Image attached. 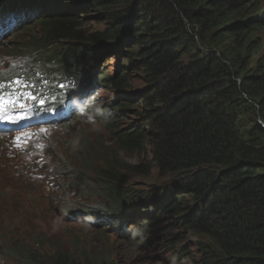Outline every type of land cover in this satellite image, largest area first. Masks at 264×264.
<instances>
[{"label": "trees", "instance_id": "trees-1", "mask_svg": "<svg viewBox=\"0 0 264 264\" xmlns=\"http://www.w3.org/2000/svg\"><path fill=\"white\" fill-rule=\"evenodd\" d=\"M255 1L0 0V9L30 18L11 35L19 37L8 54L26 51L75 82L73 91L100 87L130 94L109 100V106L96 98V107L85 114L77 111L73 118L101 115L96 117L110 135V147L141 161L126 163L115 151L102 160L93 149L90 154L96 155L87 159L86 170L68 179L98 193L99 215L154 206L156 214L144 211L152 221L143 229H156L158 240L167 245L163 250L172 251L173 264L183 259L264 264V52L252 61L262 45L257 34L264 18L256 19L263 11ZM86 8L104 21L103 30L89 32L78 22ZM127 40L132 47L124 50L121 44ZM3 45L0 49L7 50ZM106 53L122 59L114 72L100 74L102 66H97ZM132 74L146 84L141 91L146 94L136 100L143 113L150 112L139 128L122 124L126 110L137 102L130 99L136 94L129 92ZM152 173L168 184L150 195L123 198V188L114 187ZM165 218L171 220L167 226ZM140 233L132 239L136 243ZM182 241L186 249L175 250ZM191 249L202 258H194ZM2 252L12 259L6 247ZM23 254L31 260L26 264H115L100 252L84 258L63 249L50 256Z\"/></svg>", "mask_w": 264, "mask_h": 264}, {"label": "rangeland", "instance_id": "rangeland-1", "mask_svg": "<svg viewBox=\"0 0 264 264\" xmlns=\"http://www.w3.org/2000/svg\"><path fill=\"white\" fill-rule=\"evenodd\" d=\"M260 9L261 16H256V19L264 18V0L255 1ZM67 11H70L68 8ZM86 13H79L81 19L79 23L84 24V28L89 32L101 31L105 28L104 21H99L94 13L89 12L86 8ZM261 40L259 52L253 57L254 62L260 54L264 52V22L262 29L257 34ZM19 36L9 39L7 36L3 42H0V47L3 45L8 48L0 49V71L5 72L2 63L5 65L16 66L19 61L23 60L20 55H11L10 44H16L15 40ZM9 41V43H8ZM8 43V44H6ZM10 45V46H9ZM124 50L131 49L132 45L129 40L121 44ZM105 49V47L103 48ZM102 49V50H103ZM23 52L22 57H26ZM106 56L108 60L106 59ZM122 58L119 55L106 53L101 58L99 66L101 72L109 69L112 73L116 69V64ZM7 84L14 89L21 91V84H13L10 81ZM129 92H136L135 96L130 99H138L145 94L141 91L146 89V84L142 81V77L132 74ZM97 93L88 96L86 100L87 106L96 107L95 99H99L103 105H110L109 100L112 98L124 99L130 94H113L107 89H97ZM22 92V91H21ZM129 99V98H128ZM134 103V107L127 109L124 113L125 118L122 124L130 125L137 128L142 127V119L148 118V113H143L142 105ZM76 113V109L71 115ZM24 117V116H22ZM73 118V117H72ZM66 123L61 127H51L41 131V138L46 139L35 147L38 151L32 157L37 160L40 165L48 167L49 185L44 184L39 190L31 192L29 188L21 184L23 172L21 168H13V163L21 160L13 158V150L7 147L6 150L0 147V264H26L27 255L35 252L39 255L50 256L55 250H64L74 256L92 255L100 252L103 257L113 260L115 264H173L171 263L169 249L166 243L158 240L156 229H143L140 224L131 226L132 236L135 237L139 231V239L137 245H130L129 239L125 240L124 235H120V228L115 230L112 225L105 222H99L103 219L109 220L106 215L98 209L102 203L99 199L89 195L88 191L83 189L80 183L78 186L67 183V188H63L66 176H72L79 170L85 171L87 159L90 156L91 150L98 151L99 156H110L113 148L110 147V135L107 133L103 124L99 121L89 118ZM142 125V126H141ZM4 141L0 143V146ZM116 157L120 160L136 164L141 161V156L122 154L120 151H115ZM106 159V158H104ZM81 161V163H79ZM96 160L91 163L94 164ZM98 163L97 166H101ZM95 169V167H94ZM165 180H159L156 173H152L150 177H130L127 178V184L114 186L123 188L121 194L123 198L135 196L150 195L153 191H159L166 186ZM101 186V183H100ZM70 208L68 213H63L61 207ZM147 210V209H140ZM151 210H154L151 207ZM64 214V215H63ZM147 216V215H145ZM85 217H88L85 218ZM148 217V216H147ZM95 221L94 225H90V221ZM171 220L164 219L167 226ZM167 234H181L179 232L167 231ZM191 240V239H190ZM137 241L136 239L134 240ZM195 240H191L194 242ZM186 242L182 241L180 246L174 247L175 250L182 252L186 249ZM6 247L10 258L7 259L3 254L2 249ZM14 247V248H13ZM194 248V247H193ZM192 250V251H191ZM192 256L196 259H201L200 251L191 249ZM179 264H190V261L183 259Z\"/></svg>", "mask_w": 264, "mask_h": 264}, {"label": "clouds", "instance_id": "clouds-1", "mask_svg": "<svg viewBox=\"0 0 264 264\" xmlns=\"http://www.w3.org/2000/svg\"><path fill=\"white\" fill-rule=\"evenodd\" d=\"M27 54L28 53L24 55H27ZM73 85H75V82L73 83ZM72 87L70 88L72 94L74 95L77 94L79 98H84V97L87 98L88 96H91V94L97 93L96 91L97 89H101L100 87H94L92 91H86V89L81 90V88H78V91L77 90L73 91ZM43 106L44 105L32 103L34 117L36 118V124L33 126H30L33 124V122H30L29 124L19 123L21 122V120L25 119V117H22L23 114L22 112H20V109L18 108L9 112V115L12 117V122L0 120V127H5L4 129H0V143L4 141V144L1 145L0 147L5 148V150L7 147H11V149L13 150L12 159H17V157L22 158L21 160L17 161V163H13V168H21L23 172L21 184L29 188L32 193L39 190L44 184L49 185L48 176L50 172L49 170H47L48 167H44L40 165V163L32 157V155H35L38 153V151L35 150V147L38 146L44 140H46L40 137L41 131L47 130L53 126L58 128L64 125V123L62 124L51 123L50 124V122H45V121L41 122L40 119L46 116V110L45 108H43ZM92 108L93 107L90 106V109ZM96 116L101 117V115L99 114H96ZM96 116L95 117L88 116V117H85L84 119L92 118L102 123V120H99ZM42 124H44V126ZM17 137H19V140H17ZM68 178L69 177L66 176V179H64V181L66 180L65 183L62 185L64 189L67 188V183L70 184V180ZM88 193L89 195H92L94 198L99 199L97 192L91 193L88 191ZM62 208L66 210L67 207L63 206ZM71 213H73L72 210H71ZM156 213L157 211L155 212V214ZM141 214H144V212ZM113 217H108L109 220L104 219L105 223H107L108 225L111 224L113 226L114 224L118 223L117 218L119 217H123L129 223H132L131 222L132 217H130V214L127 211L120 212ZM85 218L88 219V217H85ZM148 219H149V224H150L152 219L150 217ZM131 226H132L131 224L127 226V229L129 231L127 234H124V236L130 235ZM143 227H146V226H143ZM124 239L125 240L129 239V241L131 240V242H135L134 240H132L133 239L132 234L130 235V237H127V238L124 237Z\"/></svg>", "mask_w": 264, "mask_h": 264}, {"label": "snow or ice", "instance_id": "snow-or-ice-1", "mask_svg": "<svg viewBox=\"0 0 264 264\" xmlns=\"http://www.w3.org/2000/svg\"><path fill=\"white\" fill-rule=\"evenodd\" d=\"M4 75L5 74L0 73V78H3ZM11 83L19 85L24 82L19 79H16ZM61 87H63V85H61ZM27 95H28V99H32V100L36 99V96L31 93ZM23 100H24L23 94H18V92L15 89L5 91V85L3 83H0V120L12 122V117L9 115V112L16 108L19 109L25 108L26 104L23 102ZM17 140H19V137H17Z\"/></svg>", "mask_w": 264, "mask_h": 264}]
</instances>
